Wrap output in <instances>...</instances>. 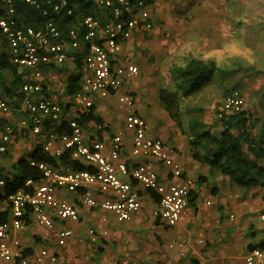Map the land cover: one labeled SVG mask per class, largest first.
Instances as JSON below:
<instances>
[{
  "label": "built area",
  "instance_id": "obj_1",
  "mask_svg": "<svg viewBox=\"0 0 264 264\" xmlns=\"http://www.w3.org/2000/svg\"><path fill=\"white\" fill-rule=\"evenodd\" d=\"M2 1L6 10L0 14V54L25 71L14 99L16 110L0 92V264L57 263L60 249L73 238L66 222H79L80 207L110 212L118 222L130 221L142 209V192L155 195L156 220L174 227L195 181L184 177L172 148L148 135L146 121L134 110L132 92L122 90L123 82L139 73L132 57L122 53V45L135 34L153 29V3L91 0L99 14L80 15L76 0H22L37 12L27 17L14 10V0ZM71 67L79 70L74 76L69 75ZM53 76L61 84L58 89L68 91L66 101L49 93L53 89L48 77ZM76 76L81 79L72 83ZM112 95L125 110L123 125L111 131L93 123V131L87 134L79 117L92 112L96 99ZM243 107V94L232 89L216 116ZM11 112L18 115L13 117ZM17 139L29 141L31 152L55 162L34 158L29 152L24 165L38 175L17 182L4 161ZM153 160L166 169L165 176ZM68 192L76 198H65ZM58 222L62 226L56 229ZM33 226L43 229L38 233ZM31 227L33 246H26L22 235ZM87 233L93 242L98 238L93 227ZM198 242L204 244L201 238ZM168 248H176L182 259L187 257L184 241ZM243 259L245 264H264V247L248 250Z\"/></svg>",
  "mask_w": 264,
  "mask_h": 264
},
{
  "label": "crops",
  "instance_id": "obj_2",
  "mask_svg": "<svg viewBox=\"0 0 264 264\" xmlns=\"http://www.w3.org/2000/svg\"><path fill=\"white\" fill-rule=\"evenodd\" d=\"M168 1L171 0H153V29L143 35L135 34L123 43L122 53L132 57L140 73L131 80H125L122 90L132 92L135 98L134 110L146 121L148 135H153L152 137H158L160 139L161 137L164 139L173 137L174 141L177 139L173 148L174 160L184 169V177H189L195 181V188L192 191V193L196 195L194 206L189 205L191 207L190 211L193 213V218L195 219L193 220L189 216L190 212L186 207L183 215L174 227L167 228L162 226L154 215V211L157 209V203L155 202V195L151 192H142V209L136 213L130 221L118 222L110 212L80 207L79 222L71 223V225L76 224L74 227L75 232L73 231V238L66 247L60 249V257L55 264H180L183 261H185L186 264H245L243 258L247 253V249H249V243L258 244L260 241L264 240V230L263 232L261 230V233H263L262 236H259V238L253 234L248 236L247 241H245L248 245L244 246V241L239 238V233L236 230V220L234 219L236 214L232 212L230 207L231 203L235 204L238 199L232 196L234 198L232 200L231 195L227 197L226 193L223 191L225 190L224 185L228 183L231 189L238 190L242 188L245 192L251 188H259V190H263L261 196L264 197V185L259 182L261 167H258L259 165H264V160L261 159L256 161V167L253 170V175L257 178L255 185L250 188L237 185L232 182L227 175L222 174L217 166L211 163V158L208 156V149L211 145L208 146L204 143L205 141L199 142L198 145L190 144V142L194 140L190 129L191 117L188 118L181 115L180 125H177V123L170 118L159 99V89L164 86H158V90L149 92L150 85L152 84L150 79L151 75L160 76L161 66L158 64V60L160 59L159 52L160 47L162 48L165 44L162 34L166 32V28L169 27L168 25L170 24L168 9L164 11L161 10L160 7H170L168 6ZM203 2L206 3L203 0H183V5L184 7H195ZM192 56L204 60L212 59L210 57ZM185 57H189V54L182 57V60ZM152 58H155L154 64L150 62ZM174 62L177 63V61ZM178 64L181 63L179 62ZM215 76L222 78V80L225 78L223 77L224 74L221 76L220 73H217L206 81L202 91H206L207 100L211 96L215 97L214 93H209L212 87L213 91H222L224 88L218 89L213 85L216 84V80L214 79ZM137 77H141L144 80L140 90H138V87L132 90L131 88L125 87V85L135 82ZM48 78L50 80L49 86L53 89L52 91L55 92L59 90L58 88L61 87V84H58L56 76ZM212 79L214 80L212 81ZM166 80H170V77L168 76ZM244 88L245 98L243 111L246 112L249 118L246 130L250 132L252 137L260 139L264 137V132L261 131L264 127V106L261 107L263 100L259 108L252 107L256 105L254 103L250 104L246 94L253 89V92L257 93L261 85H254L251 90L249 84H246ZM168 90L171 91L170 89ZM52 91L49 93H54ZM193 95L185 99L191 100L195 97V94ZM114 97L115 96L112 95L106 99H96L92 110L93 113L101 118V124L108 126V130L110 129L111 131L123 125L125 111L121 105H118L117 110L112 108V100ZM182 99H184V97H182ZM138 104L143 107L139 108L140 106ZM162 107L165 112H162ZM201 115L196 117L203 121L205 124L204 129L214 135H219L221 131L220 122L218 121L219 125L218 123L213 124L211 131L209 126L204 122V119L201 118ZM148 116L150 119L156 118L160 122L156 130L158 134L151 131L148 124ZM183 122L187 124V128L189 129L187 133V140L189 139L187 141L188 145H184L186 140L183 141V139H179L182 137L181 132H184L185 125ZM93 123L95 122L90 121L85 123L84 126L87 134L93 131ZM210 124H212V121ZM219 126L220 129H217ZM28 146L29 141L23 139H17L13 146L14 152L18 151L15 155L13 166H18L19 171L21 169V163H24L27 154L32 151ZM199 149H201L200 153ZM21 153H23V157H20ZM35 154L36 151L30 153L31 156ZM182 154H184L185 157H182ZM180 157L183 158L182 161L179 160ZM19 159H21V161L17 163ZM247 159L248 161H252L251 155H249ZM153 163L156 165L161 175L165 176L166 169L162 167L161 163L156 160H153ZM208 164H210V167L206 168ZM258 185L260 186L258 187ZM252 192L255 191L252 190ZM66 194L67 193H64V197ZM199 198L202 199L201 206L197 205ZM147 202H150V213L146 212L145 206ZM207 202L210 203L207 204ZM66 224L69 225L67 222ZM85 225H89L87 229L93 227L98 232V238L94 242L90 240L87 229L84 228ZM61 226L62 223L58 222L56 224V229H59ZM33 227L28 228L22 235L23 243L26 246H33V232L31 230L34 231L35 228L37 232L38 228ZM80 228L83 229V235L80 233ZM255 228H257V226H255ZM103 230L107 231L105 235L102 234ZM41 231L42 230L39 232ZM200 238L204 240V244L198 242ZM177 241L185 242L187 252L186 258L182 259L176 248H168L170 243ZM191 259H195L196 263L191 262ZM44 264H48V262Z\"/></svg>",
  "mask_w": 264,
  "mask_h": 264
},
{
  "label": "rangeland",
  "instance_id": "obj_3",
  "mask_svg": "<svg viewBox=\"0 0 264 264\" xmlns=\"http://www.w3.org/2000/svg\"><path fill=\"white\" fill-rule=\"evenodd\" d=\"M203 1L206 3H199L195 7H184L183 0H171L168 1V6L170 7H160L164 11L168 9L170 24L166 28L167 30L165 29L166 32L162 34L165 44L162 48L160 47L159 52L160 59L158 60V64L161 66L160 76L151 75L150 79L152 84L150 85L149 92L158 90V86H165L167 89L174 90L173 83L170 80H166L168 79V68L172 63H176L174 61L183 63L186 57L183 60L182 57L188 54L189 56L194 55L214 59L218 66L225 71L224 76L220 74L225 78L222 80V78L215 76L216 84L213 85L218 89L224 87L223 90L213 91L212 87L209 93H214L215 97L209 96L210 98L207 100L206 91L201 90L197 95L195 93L193 99L186 100L185 98H180L179 102V109L183 117L200 116L197 107L201 108V118L204 119V122L212 131L213 124L218 123L219 125L216 117L217 109L225 96L223 93L229 88L239 89L244 93L243 96L245 98L244 86L246 84H249L250 89L254 85H261L257 93H254V89H251L252 91H249L246 96L250 104L254 103L256 105L252 107L259 108L262 100L261 107L264 106V0ZM150 62L154 64L155 58H152ZM78 72L77 67H71L69 69L70 76H74ZM64 82L68 84V81L65 80ZM143 82V78L137 77L135 82L125 85V87L131 88V90L138 87V90H140ZM52 94L56 95L59 101H64L69 97L66 89L57 90ZM112 101V108L117 110L118 105L121 104L118 103L116 97ZM139 106V108L143 107L141 105ZM162 112H165L163 107ZM11 114L13 117L18 115L17 112H11ZM147 118L151 131L158 134L156 130L160 122L156 118L150 119L149 116ZM211 121L212 124H210ZM183 123L185 125L184 132H181L182 137L179 139L186 140L184 145H188L187 141L189 139L187 140V133L189 129L187 128V124L185 122ZM217 129H220V126ZM161 139L172 149L175 146V142H177V139L174 141L173 137L166 139L161 137ZM11 151L13 153H10L4 159L7 163L6 169H9L12 175L16 176L17 182H19L21 180L18 172L19 168L18 166H13L14 158L18 151L14 152V149H11ZM200 151L201 149H199V153ZM23 156V153H21L20 157ZM182 157H185V155L182 154ZM179 160L182 161L183 158L180 157ZM207 167H210V164ZM258 167H261L259 182L264 185V165H259ZM224 187L225 190L223 191L227 197L231 195L232 200L234 199L233 197H237L238 199L235 204L231 203L230 207L232 212L236 214L234 219L236 220L235 225L239 233V238L244 241V246H247L248 243L245 241H247L248 236L253 234L259 238L263 234L261 233V230L262 232L264 230V197L261 196L263 190H259V188H251L246 192L242 188L234 190L230 188V184L228 183ZM252 190L255 192H252ZM65 198L73 200L75 199V195L73 192H68ZM201 204L202 199L199 198L197 205L201 206ZM145 207L146 212L150 213V202H147ZM190 208L187 205V210L190 212L189 216L194 220L195 218H193V213L190 211ZM75 225L69 223V226L74 232ZM88 226L85 225L84 228L87 229ZM42 229L38 227L37 232ZM80 229V233L83 235V229Z\"/></svg>",
  "mask_w": 264,
  "mask_h": 264
},
{
  "label": "trees",
  "instance_id": "obj_4",
  "mask_svg": "<svg viewBox=\"0 0 264 264\" xmlns=\"http://www.w3.org/2000/svg\"><path fill=\"white\" fill-rule=\"evenodd\" d=\"M76 1L78 2V14H99V11L95 8L91 0L87 2L85 0ZM148 1L153 3V0ZM2 5L4 3L0 0V14L5 15L6 9ZM26 6L22 0H14V10L16 12L22 13L27 17L34 16L35 13L37 14V12H34L30 7ZM24 71L21 67L11 63L6 56L0 54V92L9 100L8 103L11 108H15V110L17 103L14 99L17 98L18 91L21 88L20 84L23 81L21 72L23 73ZM217 73L223 75L225 71L218 66L214 59L204 60L189 56L181 64L172 63L168 69V76L174 85V90L169 91L165 86L160 87L159 99L170 118L177 125H180L181 122V112L179 109L180 98L189 97L202 90L206 81ZM77 79L78 76L72 78L71 82L73 83ZM71 85L74 86L73 84ZM232 89L237 88L228 89L223 94L226 95ZM197 111L201 115V108L197 107ZM190 119V129L194 139L190 144L198 145L199 142L205 141L204 143L208 146L211 145L208 149V156L211 158V163L217 166L222 174L227 175L232 182L241 187L250 188L255 185L257 178L254 177L253 170L256 167L257 160H264V148L262 147L264 137L256 139L246 130L249 120L246 112L242 110L240 112L222 115L219 118L217 117L221 125L219 135H214L205 130V124L200 118L193 116ZM78 120L83 124L90 121L98 124L102 123L101 118L93 113V111L88 115L79 117ZM261 131L264 132V127ZM249 155H251L252 161H248L247 158ZM33 157L44 161L55 162V159L41 153H36ZM79 168H85V165H80ZM37 175V171L21 163V169L19 171L20 179L36 177ZM195 197L196 195L192 193L188 199V205L194 206ZM37 240H39V237H37ZM259 246L264 247V240L258 244L249 243L248 250ZM29 252H33V249L29 250ZM191 262L196 263V260L191 259Z\"/></svg>",
  "mask_w": 264,
  "mask_h": 264
},
{
  "label": "clouds",
  "instance_id": "obj_5",
  "mask_svg": "<svg viewBox=\"0 0 264 264\" xmlns=\"http://www.w3.org/2000/svg\"><path fill=\"white\" fill-rule=\"evenodd\" d=\"M93 110V109H92ZM96 123V122H95ZM83 124V123H82ZM98 124V123H97ZM181 264V263H180Z\"/></svg>",
  "mask_w": 264,
  "mask_h": 264
}]
</instances>
